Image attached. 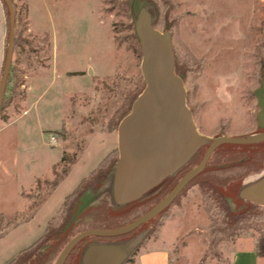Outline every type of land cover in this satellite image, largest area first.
Here are the masks:
<instances>
[{
    "label": "rangeland",
    "instance_id": "obj_1",
    "mask_svg": "<svg viewBox=\"0 0 264 264\" xmlns=\"http://www.w3.org/2000/svg\"><path fill=\"white\" fill-rule=\"evenodd\" d=\"M12 1L18 13L15 68L22 71L20 66L29 62L47 65L49 38L53 37L57 40L59 69L66 62L72 69L86 70L89 66L91 72L82 79L70 77L66 82L73 88L89 89V93L86 89L73 93L71 117L63 120L65 106L57 96L53 99L62 86V78L51 82L48 76L38 86L35 105L30 109L25 106L28 114L23 119L30 122L25 126L18 121L0 136V145H6L0 156L7 159L12 175L7 176L0 169V234L31 212H37L46 196L52 199L62 189L63 184H57L68 171L62 174L70 166L68 161L83 151L94 131L115 126L116 133L119 119L144 87L130 0ZM137 1L148 4L155 28L171 34L174 68L183 79L186 102L197 130L208 136L257 131L259 107L253 91L264 75V0ZM28 15L43 31L28 29ZM23 89L20 84L7 100L6 116L22 112L21 95L17 92ZM35 113L38 121L34 120ZM51 135L54 140H50ZM114 138L116 146V135ZM248 148L264 150V142L218 146L206 166L164 210L118 236L128 238L140 232L145 235L127 258L130 261L126 259L123 264H134L147 240L150 245L166 244L171 257L180 258L182 264H229L237 247L250 245L251 239L254 243L264 239V207L243 202L233 207L228 201L243 179L264 166V157L258 165L246 159ZM204 149L158 194L143 203L125 212H109L101 205L82 215L65 232L63 227L43 246V264H53L62 246L75 233L87 228L117 227L140 215L197 164ZM63 153L67 156L61 161ZM14 157L18 158L17 163L13 162ZM53 163L55 167L50 168ZM78 199L71 201L69 218ZM93 239L98 237L78 242L63 264H77L81 248ZM260 264H264V259Z\"/></svg>",
    "mask_w": 264,
    "mask_h": 264
},
{
    "label": "water",
    "instance_id": "obj_2",
    "mask_svg": "<svg viewBox=\"0 0 264 264\" xmlns=\"http://www.w3.org/2000/svg\"><path fill=\"white\" fill-rule=\"evenodd\" d=\"M3 2L8 11L9 24L0 77V108L15 42V7L12 0ZM129 9L134 36L141 52L140 69L144 87L118 121L117 158L105 181L96 191H87L79 197L63 232L92 208L104 205L109 212H125L155 196L203 147L205 149L197 164L186 170L151 207L120 226L87 228L75 233L62 246L53 264H63L73 247L87 237L98 239L83 245L77 264H123L142 243L145 235L140 232L128 238L117 237L133 231L164 210L206 166L218 146L264 142V75L253 91L259 107L256 114L257 131L233 136L204 135L195 126L186 102L183 79L174 68L170 32L153 26L146 2L130 0ZM228 201L233 207H236L237 202L264 207V166L243 179L235 196Z\"/></svg>",
    "mask_w": 264,
    "mask_h": 264
},
{
    "label": "crops",
    "instance_id": "obj_3",
    "mask_svg": "<svg viewBox=\"0 0 264 264\" xmlns=\"http://www.w3.org/2000/svg\"><path fill=\"white\" fill-rule=\"evenodd\" d=\"M15 10V37L17 39L18 13L16 8ZM28 19L27 25L29 26V30L39 32L43 31L42 28H38L35 25L33 19L31 17L29 18V15ZM8 24V11L3 0H0V77L7 49ZM56 43V38L52 37L51 40L49 38V59L47 65L37 66L35 64L31 65L29 62L24 63L23 66H20L22 71L23 68L26 70L25 72L23 71L22 82L20 83L23 84L24 87L21 95L20 107L22 112L8 114L6 120L0 119V136H2V134L8 128L18 121L23 123V125L25 124V126L28 122H30V119H23L24 116L28 114V109H25V106H28L27 108L30 109L35 105L36 100L39 98V95H37L38 86L41 84V82H45L48 76H51V82L58 77L62 78V86L58 91V94H54L55 96H53V99L57 96L60 100V103H62V106H65L63 120L68 116L71 117L73 114V103L71 102L73 95L81 93V91H84V89H86L87 92L89 91L88 88H73L66 83L70 77L82 79L86 75L88 76L91 72V69L89 66L86 67V70H84L82 67H75L72 69L71 67H68L66 62H64L62 68L59 69L56 57ZM66 52H69L67 48ZM50 106L51 103L49 107ZM118 106V108H120L121 101L119 102ZM38 119L39 116L35 113L34 120L38 121ZM62 128L63 126L61 129ZM115 135L117 138V133H115L112 126H107L106 128L101 127L98 131H94L92 134H90L85 148L75 157V160L70 164L68 171L63 175L62 179H60L59 183L57 184V186L63 184L61 187L62 189L57 193L55 192V194L52 196V199H48L46 196V198L39 204L37 212H31V214H29L26 218L16 221L0 234V264H7L21 250L33 244L43 235L47 221L57 213L64 196L68 194L73 188H75L81 179L87 177L93 170H95L102 160L108 154H110L113 149H116L117 144L115 146ZM0 141L3 143L2 140ZM5 147L6 145H0V151H4ZM6 160L7 159L0 156V169L7 176H12L10 174ZM13 162L17 163L18 158L14 157ZM55 163L50 164V168ZM48 196L51 197V194ZM250 241V245L247 244L244 247H237L233 251L229 264H260V260L264 259V256H258L256 254L254 240L251 239ZM146 245L147 246H145V248L136 254L134 264H182V260L180 258L177 259L171 257V252L166 244L155 243L150 245V242L147 240Z\"/></svg>",
    "mask_w": 264,
    "mask_h": 264
},
{
    "label": "trees",
    "instance_id": "obj_4",
    "mask_svg": "<svg viewBox=\"0 0 264 264\" xmlns=\"http://www.w3.org/2000/svg\"><path fill=\"white\" fill-rule=\"evenodd\" d=\"M14 4V3H13ZM6 7V5H5ZM15 7V4H14ZM16 8V7H15ZM16 13V10H15ZM17 39L15 37L14 49L17 47ZM22 82V71L15 68L14 60L10 66L7 83L5 87L4 97L0 108V118L6 120L7 116L4 114V109L7 107V100L12 97L18 89L19 84ZM17 94L22 95L19 90ZM115 129V126L112 127ZM117 149H113L110 154H108L102 162L93 170L87 177L80 180V182L73 188L68 194L63 198V201L57 211V213L52 216L46 224L45 231L43 235L36 240L33 244L21 250L14 258H12L7 264H43L44 253L43 246L47 244L48 241L55 238V235L66 225L69 220V214L72 203L75 202L83 193L86 191H96L98 187L105 181L106 175L112 165L116 160ZM66 153L61 155V161L66 160ZM75 160V156L68 161L67 165H70ZM56 164L53 165L55 167ZM68 169V166L62 170L64 174ZM71 201H73L71 203ZM55 245H52V249ZM256 254L258 256H264V239L260 238L255 243ZM130 261V260H126Z\"/></svg>",
    "mask_w": 264,
    "mask_h": 264
},
{
    "label": "flooded vegetation",
    "instance_id": "obj_5",
    "mask_svg": "<svg viewBox=\"0 0 264 264\" xmlns=\"http://www.w3.org/2000/svg\"><path fill=\"white\" fill-rule=\"evenodd\" d=\"M248 151L245 153L246 154V159L252 160V163L255 165H258V162L261 160V157H264V150L260 149H247ZM253 205H256L252 203Z\"/></svg>",
    "mask_w": 264,
    "mask_h": 264
},
{
    "label": "built area",
    "instance_id": "obj_6",
    "mask_svg": "<svg viewBox=\"0 0 264 264\" xmlns=\"http://www.w3.org/2000/svg\"><path fill=\"white\" fill-rule=\"evenodd\" d=\"M50 140H54V136L53 135L50 136Z\"/></svg>",
    "mask_w": 264,
    "mask_h": 264
}]
</instances>
